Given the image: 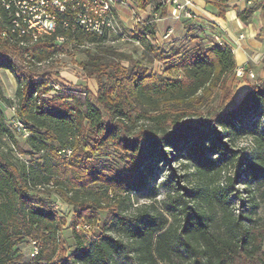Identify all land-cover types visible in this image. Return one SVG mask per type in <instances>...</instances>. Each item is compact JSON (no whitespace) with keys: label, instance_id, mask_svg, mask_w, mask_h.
<instances>
[{"label":"trees","instance_id":"trees-1","mask_svg":"<svg viewBox=\"0 0 264 264\" xmlns=\"http://www.w3.org/2000/svg\"><path fill=\"white\" fill-rule=\"evenodd\" d=\"M207 1L224 15L228 0ZM125 2L153 13L129 33L139 44L136 50L142 49L140 57L107 45L114 29L99 34L76 24L71 9L58 15L57 34L68 37L65 43L50 36L22 45L0 3V68L17 81L16 116L30 132L32 151L29 163L13 155L8 144L28 151L0 109V264H264V225L253 223L252 213L236 212L232 198L240 194L236 185L242 176L264 186V81L252 84L232 109L204 114L216 90L223 104L232 98L230 82L238 68L233 49L155 43L154 13L164 14L167 0H117V5ZM256 9L264 18V0L238 16L248 23ZM111 11L116 25V8ZM69 41L89 44L82 67L98 80L97 94L69 89L49 94L54 89L45 79L49 73L37 76L36 65L62 53ZM156 60L169 66L154 71ZM0 97L13 104L1 87ZM250 116L258 118L247 125ZM240 130L252 137L251 156L223 141L224 134ZM106 152L125 167L105 163L100 155ZM172 152L194 162L202 183L182 191L172 179L163 209L145 203L129 211L132 194L146 184L156 161H170ZM228 165L235 173L225 186L220 177ZM52 195L74 210L76 246L70 253L62 236L67 220ZM189 198L198 203L191 205ZM109 208L105 226L85 239L77 226H97L99 211ZM24 239L38 247L27 261L15 256Z\"/></svg>","mask_w":264,"mask_h":264},{"label":"rangeland","instance_id":"rangeland-1","mask_svg":"<svg viewBox=\"0 0 264 264\" xmlns=\"http://www.w3.org/2000/svg\"><path fill=\"white\" fill-rule=\"evenodd\" d=\"M261 1L263 0H252L251 6L254 7L261 3ZM115 8L117 13V23L114 31L108 36L106 41L107 45L128 52L134 51L136 56L140 57L142 49L139 48L136 50V48L139 47V44L130 38L129 33L135 26H137L138 22L136 20L138 18L141 20L147 19L148 17L152 18V11L147 10L148 12L146 13V10L144 11L137 8L131 2L118 4ZM154 15L155 22H157L160 15L155 13ZM258 15L259 14H257V16ZM172 16L175 17L173 14ZM184 16L186 17L182 12L181 17ZM175 18L177 19V17ZM216 36H219L223 40V46L227 45L221 34L215 35L214 39L210 40L209 45L219 44L216 40ZM166 37L167 36H163L161 37L162 39L158 38L154 42L170 48L172 45H169V43L167 44L165 42V44H163V40H165ZM257 40L262 44L264 43V39L259 36ZM195 43L196 42L194 41H190L189 43H186V45L191 47L195 45ZM88 45L89 44L86 42L82 44L76 41H69L64 44L62 53L36 65V68L40 70L37 76L43 75L45 72L49 73L45 79L52 82L51 85H54V89L51 90L49 94L62 92L66 89L75 93H82V96L88 91L93 94L98 93V80L95 77H88L82 67V61L86 59L85 48L88 47ZM253 49V53L255 51L257 52L253 57L254 60L247 56L249 58L245 62V70L240 74L238 69L243 66L238 67L235 77H233L230 82L232 98L223 104V94L220 90H216L211 102L205 107L203 111L204 114H208L210 111H214L221 107L223 110L232 109L237 105L252 84L264 81V66L260 64V62H264V44L260 49L255 47ZM124 64L126 65L127 62L125 61ZM168 66L169 62L156 60L151 68L154 69V71L162 72ZM0 87L2 95L13 101V104L9 105L0 97V109L4 113L6 122L11 125L20 146L28 152L20 153L13 145L8 144V146L10 145V147L13 148V155L17 159L19 158L22 161L29 163L31 162L30 159L32 156V151L27 141L30 132L24 127L18 128L15 124V121L17 120L15 101L17 99L16 92L18 84L14 75L9 70L0 68ZM257 118L258 116L248 117L246 120L247 125ZM260 121L261 128L264 129V116H260ZM224 135L223 141L228 142V144L235 149L239 155L247 154L251 156L253 154L255 146L248 130H240L239 133L231 134L230 136L228 134ZM171 156L170 161L164 162L162 159L156 161L153 173L148 177L146 184L136 193L132 194L129 211H133L137 206L144 205L145 203H152L157 209H163L165 207L168 192L172 190V179L177 181L178 184L176 183L177 185L175 184V186L180 187L182 191H185V189H195L202 183V180L198 177V174H196V169L192 160L176 152H172ZM36 157H39V154H36ZM100 158L105 163L114 165L119 169L125 167L124 163L112 152H106V154L100 155ZM234 173L235 166H225L222 176L220 177V184L226 186L228 180L227 177L230 175L233 176ZM259 183L260 182L253 181L252 179L250 181H245L242 176L241 180H239L236 185L240 194L237 193L236 195H233L232 198L236 212L239 210H245L247 213H252V217L255 220L253 223L264 225V186H260ZM39 197L48 198L42 193L39 194ZM50 199L53 201L52 203L59 214L64 216L67 220L62 231V236L65 240L68 253H70L76 246L73 230L70 226L74 213L73 207L57 195H52ZM189 199L193 206L198 203L197 201L192 200V198ZM110 217V208L100 210L97 226L91 227L89 225H78L77 228L79 230L81 229L80 233L85 239H93L98 232V228L102 229ZM37 251L38 247L35 241L24 239L16 246L15 256L18 260L27 261L30 260Z\"/></svg>","mask_w":264,"mask_h":264},{"label":"crops","instance_id":"crops-1","mask_svg":"<svg viewBox=\"0 0 264 264\" xmlns=\"http://www.w3.org/2000/svg\"><path fill=\"white\" fill-rule=\"evenodd\" d=\"M248 1L228 0L224 15H221L219 8L213 2L191 0L186 7L191 16L176 19L172 16L176 3L174 0H167L166 11L164 14H159L160 18L156 22V38L162 39L161 37L167 36L163 44L166 42L169 45L180 46L189 42L195 35L196 38L191 39L192 42L208 46L215 35L221 34L226 44L232 47L237 66H244L249 57L254 60L253 57L257 52L253 53V48L260 49L264 44L257 40L258 36L264 39V18L260 13L261 10L256 9L248 23H244L238 16L240 12L252 8V0L250 3ZM179 2L183 3L184 0ZM260 64L264 66L263 61Z\"/></svg>","mask_w":264,"mask_h":264},{"label":"built area","instance_id":"built-area-1","mask_svg":"<svg viewBox=\"0 0 264 264\" xmlns=\"http://www.w3.org/2000/svg\"><path fill=\"white\" fill-rule=\"evenodd\" d=\"M174 1L176 5L172 14L175 17H181L182 12L191 16L190 11L186 9L191 0H184L183 3ZM0 3L11 19V32L21 39L22 45L50 36H55L59 43H65L68 37L57 34L58 15L68 9L74 12L76 24L81 27L83 25L88 30L103 34L106 29H115L111 9L116 7L117 0H0ZM136 21L140 22L141 19ZM216 40L219 44H224L219 36H216ZM245 67L246 65L239 68L238 72L242 74ZM15 124L18 128L24 127L19 120H16Z\"/></svg>","mask_w":264,"mask_h":264}]
</instances>
